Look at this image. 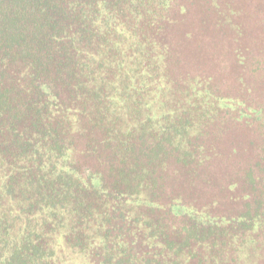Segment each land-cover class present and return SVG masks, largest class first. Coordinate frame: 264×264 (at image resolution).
Instances as JSON below:
<instances>
[{"label":"trees","instance_id":"1","mask_svg":"<svg viewBox=\"0 0 264 264\" xmlns=\"http://www.w3.org/2000/svg\"><path fill=\"white\" fill-rule=\"evenodd\" d=\"M180 1L0 0V264H257L264 133L237 215L169 192L222 113L264 129L173 71Z\"/></svg>","mask_w":264,"mask_h":264},{"label":"rangeland","instance_id":"2","mask_svg":"<svg viewBox=\"0 0 264 264\" xmlns=\"http://www.w3.org/2000/svg\"><path fill=\"white\" fill-rule=\"evenodd\" d=\"M180 4L183 10H174L175 24L168 33L176 55L175 74L204 79L219 94L245 106L262 104L264 0H181ZM222 114L202 140L203 173L189 178L179 172L178 181L170 176L169 192L180 193L198 210L230 217L243 209L249 192L244 170L258 158L264 129ZM182 181L185 185L180 186ZM257 253L256 263L264 264V247Z\"/></svg>","mask_w":264,"mask_h":264}]
</instances>
